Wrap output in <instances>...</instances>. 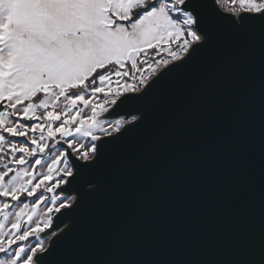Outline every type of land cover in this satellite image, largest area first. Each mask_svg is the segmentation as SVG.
Instances as JSON below:
<instances>
[{"label":"snow or ice","instance_id":"obj_1","mask_svg":"<svg viewBox=\"0 0 264 264\" xmlns=\"http://www.w3.org/2000/svg\"><path fill=\"white\" fill-rule=\"evenodd\" d=\"M257 34L264 0H0V264H42L78 185L97 187L86 170L190 80L221 103L131 184L118 244L120 264H207L197 250L239 190L257 88L264 113V66L216 53Z\"/></svg>","mask_w":264,"mask_h":264},{"label":"water","instance_id":"obj_2","mask_svg":"<svg viewBox=\"0 0 264 264\" xmlns=\"http://www.w3.org/2000/svg\"><path fill=\"white\" fill-rule=\"evenodd\" d=\"M216 55L250 58L259 71L264 35L241 37L233 49ZM219 103L208 86L190 80L178 96L149 107L141 123L86 170L85 182L97 187L86 192L83 183L78 185L80 204L72 214V228L42 264H120L124 250L118 244L119 228L131 184L144 183L157 149L186 146L205 130L208 113ZM210 236L211 243L197 250L207 264H264V113L258 88L245 129L239 190Z\"/></svg>","mask_w":264,"mask_h":264}]
</instances>
